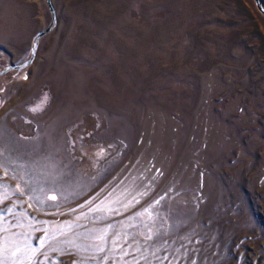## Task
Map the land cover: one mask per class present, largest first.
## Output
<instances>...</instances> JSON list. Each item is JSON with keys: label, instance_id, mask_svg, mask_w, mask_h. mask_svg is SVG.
<instances>
[{"label": "rangeland", "instance_id": "374dc122", "mask_svg": "<svg viewBox=\"0 0 264 264\" xmlns=\"http://www.w3.org/2000/svg\"><path fill=\"white\" fill-rule=\"evenodd\" d=\"M52 1L0 78V264H264L254 0ZM51 22L0 0V72Z\"/></svg>", "mask_w": 264, "mask_h": 264}, {"label": "water", "instance_id": "95a60500", "mask_svg": "<svg viewBox=\"0 0 264 264\" xmlns=\"http://www.w3.org/2000/svg\"><path fill=\"white\" fill-rule=\"evenodd\" d=\"M254 2H255V5H256L258 11L264 16V7L261 3V0H254ZM46 3L49 7L51 17H52L51 25L49 26V28L47 30L43 31L38 37H36L37 39H36L35 43L33 44L30 59L28 61L24 62V64H22V65L19 64V65L11 66V67L4 69L2 72H0V78L4 77L6 74H9V73L14 72V71H19V73H20V72L26 70L27 68H29L35 62L41 40L54 30V28L58 22L57 13H56V10L54 8L53 1L52 0H46Z\"/></svg>", "mask_w": 264, "mask_h": 264}, {"label": "snow or ice", "instance_id": "6c2138e0", "mask_svg": "<svg viewBox=\"0 0 264 264\" xmlns=\"http://www.w3.org/2000/svg\"><path fill=\"white\" fill-rule=\"evenodd\" d=\"M53 199H54V197H53Z\"/></svg>", "mask_w": 264, "mask_h": 264}]
</instances>
